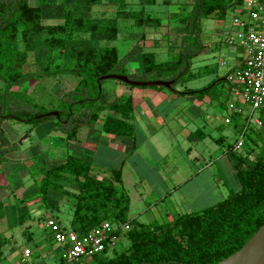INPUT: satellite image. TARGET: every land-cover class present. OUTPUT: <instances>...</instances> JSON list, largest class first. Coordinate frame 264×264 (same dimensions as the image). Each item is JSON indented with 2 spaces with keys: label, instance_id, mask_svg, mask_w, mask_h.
Returning a JSON list of instances; mask_svg holds the SVG:
<instances>
[{
  "label": "trees",
  "instance_id": "16d2710c",
  "mask_svg": "<svg viewBox=\"0 0 264 264\" xmlns=\"http://www.w3.org/2000/svg\"><path fill=\"white\" fill-rule=\"evenodd\" d=\"M102 1L37 0V5L31 6L29 0H0V81L4 85L0 89V134L7 120L32 127L52 120L56 130L66 135L67 143L79 141L83 126L96 122L106 112L102 123L104 133L130 135L131 100L121 97L109 101L102 89L103 81H98L105 75H122L139 82L172 80L170 92L206 96L225 111L232 89L231 85L223 89L226 76L215 78L197 90L177 92L175 87L180 81L185 83L212 74L205 66L196 73L191 72L192 59L206 50L200 40L201 20L214 16L224 21L230 12L242 8L244 0H193L188 6L182 5L180 12L170 17L182 26L183 33L179 45L175 46V54L165 60L152 50L144 51L141 44H135L123 54L117 47L108 45L118 39L121 23L125 21L131 28L141 30V40L145 39L144 29L160 28L162 18L150 10L157 0H141L138 9H128L126 0H105L115 8V15L95 21L92 9ZM169 3L162 0V5ZM30 55L32 66L28 62ZM137 55L141 56L143 70L132 73L126 65ZM56 58L58 63L51 67ZM43 62L46 67H42ZM28 65L32 69L25 70ZM42 75L46 78L68 75L77 79V84L64 94L58 106L44 109L34 103L28 88L22 87L38 81ZM217 86L220 89L213 93ZM223 93L226 99L220 101ZM50 112H56L57 116H45ZM242 127L243 120L235 117L231 130L238 133ZM247 139L254 145L262 142L256 157L252 150L243 154L234 152L233 144L225 137L215 140L224 147L239 190L212 206L169 223L143 225L129 221V199L121 184L120 171H112L111 179L105 183L90 176L89 162L74 156H67L63 163L49 169L29 165L27 171L38 192L21 201L24 204L41 197L45 202L48 192L66 196L73 209L71 228L80 233L105 221L129 226L127 231H115L118 238L123 236L128 242L124 252L107 257L106 248L86 264H217L238 251L264 224V137L260 131L251 130ZM14 150L15 144L0 147V162H9L5 155ZM70 184L76 186L74 191L68 188ZM3 216L1 212L0 220ZM6 242L0 240V247Z\"/></svg>",
  "mask_w": 264,
  "mask_h": 264
},
{
  "label": "crops",
  "instance_id": "0c3cea01",
  "mask_svg": "<svg viewBox=\"0 0 264 264\" xmlns=\"http://www.w3.org/2000/svg\"><path fill=\"white\" fill-rule=\"evenodd\" d=\"M140 1L141 0H126L128 3L127 8L138 9L140 7ZM169 1V5H162V0H157V4L154 6L161 5L165 7V10H167L166 12L169 14L180 12L182 0L177 1L181 2L179 4L173 3L172 0ZM102 2L103 3L100 4V7H98L96 11L102 13L107 9H115L113 6L108 5L105 0ZM172 5L173 8H170ZM175 7L177 9L176 11L174 10ZM154 13L162 18L163 13ZM124 23L128 24L129 22L125 21ZM165 24H169V22L167 21ZM162 25H164V23H162ZM160 28H158V30L156 29L157 32L153 29H149L153 32H149L148 29L143 30L145 33L144 40L150 41L149 46H151L146 49L144 48V51L152 50L161 58L164 56V58H166L167 55L166 52H164L166 48L163 49V45L165 44L164 41H174V39L164 38L162 36L163 34H160ZM230 28L231 25L222 26L221 36L223 43L221 38H216L214 39L213 45L214 50L218 51H220L222 45H224L226 46L224 49H226L227 55L231 54L233 62L230 69L225 74L226 77L232 70L237 68L242 61V55L239 54V52L242 51L239 48L234 49L233 47H229L224 42L223 34L226 30H230ZM232 29L235 28L233 27ZM159 48L162 50L160 51ZM138 58L141 60V56L137 55L126 65V68L132 73H139L143 70L142 62L139 67L133 65V62ZM220 62L222 65H225L224 61ZM204 66L207 72L213 74L214 70L210 68L209 64ZM202 67L193 68L191 66V72L196 73ZM200 78L202 77H197L185 83H181L178 86L179 88L177 89L176 86L175 89L177 92H181L184 89L197 90V88H188L187 84L190 81ZM76 84L77 82L75 86ZM227 85L230 84L226 82L224 84V90ZM22 87L26 86L23 85ZM32 93L33 92L28 88V94L31 95ZM122 94H119V96H126V98H130L132 102L133 113L130 124H132L133 129L131 134L124 136L104 133L102 130V123L106 112H103L99 115V119L96 122L83 126L79 133V141L68 142L72 143L74 149L67 156H74L89 162L90 176L105 183L111 179L112 171H120L121 184L129 199V209L127 213V219L129 221H136L143 225L169 223L179 216L205 209L204 130L205 123H209L211 119L205 111V101L208 104L213 102L206 96L199 98L194 95H180L170 92L167 89L162 91L131 89ZM119 96L115 95L113 99L109 97L108 99L112 102ZM214 119L216 123L213 129L221 130L222 118L220 119L215 116ZM45 125L49 127L47 135L55 134L56 136L58 135L59 139L66 138L64 133L56 130L55 122L52 124L50 122V124ZM220 137L222 136L213 139V141L216 143L215 140ZM9 146L11 145H1L0 147L4 148ZM5 158L9 160V163L0 162V178L3 175L6 176V173L9 172L7 170L8 168H12L13 171L25 169L24 166L28 163L25 173L28 175V179H30L35 190L26 195H21V197L27 198L28 196L37 194V186L30 178L27 167L33 164H36L37 167L43 166L44 159L39 143L30 144L23 150L16 148L14 151L5 155ZM44 168L49 169L51 167L45 166ZM210 186L211 189H213L214 184L210 183ZM70 187L71 185H69L68 188ZM38 200L40 202H36ZM27 202L17 208L15 215L16 217L27 215V220L25 222L29 223L31 218L38 215L37 226L40 234L35 236V234L29 230L30 224L24 227L22 231L29 233V235L27 238L24 237L26 245L23 246V249H30L32 251V258L39 264H42L43 255H41L39 251L44 252L43 249L46 247H44L43 244L49 242L55 246L50 240L48 231L44 226L45 220L47 218H53L59 222L61 226L71 228L70 220L73 213L72 203L71 200H67L66 196H62L55 192H48L45 202L41 200V197H36ZM0 221H2V219ZM118 240L119 238L113 246L108 247L107 252L112 247L116 246ZM13 241L12 238L0 247V259L5 258L14 251L11 246ZM27 244H32L33 247L31 248L27 246ZM33 248L39 249L38 253L34 254ZM40 248H42V250H40ZM51 248L54 249L53 246H51ZM58 249V256L60 257L61 251L59 247ZM20 255L21 251H19L17 260L14 263L18 262Z\"/></svg>",
  "mask_w": 264,
  "mask_h": 264
},
{
  "label": "rangeland",
  "instance_id": "374dc122",
  "mask_svg": "<svg viewBox=\"0 0 264 264\" xmlns=\"http://www.w3.org/2000/svg\"><path fill=\"white\" fill-rule=\"evenodd\" d=\"M104 1V0H103ZM179 0H172L173 3L179 4L182 2V5L188 6L193 0H182L181 2H177ZM103 3V2H102ZM29 4L31 6L37 5V0H29ZM100 7V5L94 6L92 9L91 15L94 17L93 20H97L98 18H112L115 15V9L105 10L102 13L100 11H96ZM173 8V5L170 6ZM166 8L163 6H154L150 8L151 11L157 12L162 15V23L164 25L161 26L159 31L160 34L165 38L174 39V41H169V43H173L172 46H169L167 41H164L163 49L166 48L167 57L161 58V60H165L167 58H171L173 54H175V46L178 45L179 39L183 33L182 26L174 21L173 17H170L171 14L167 13ZM173 10V9H172ZM177 10L176 7L174 9ZM171 18L170 20L167 18ZM92 17V18H93ZM169 22V24H165ZM121 23V22H120ZM231 25V16L230 14L224 21L217 20L214 16L208 19L201 20V35L200 40L203 44L206 45L205 52L201 53L197 57L192 59V67L198 68L202 67L206 64L210 65V68L214 70L213 74L205 75L204 77L188 82V88H197L200 89L205 85L209 84L216 77L221 78L224 77L225 74L230 69L233 59L231 54L227 55L226 46L222 45V49L220 51L214 50V39L221 38L222 43L223 39L221 36L222 26ZM149 30V29H148ZM158 30V29H157ZM157 30L155 32H157ZM141 30L138 28H131L127 23H121V32L119 37L115 41L109 42L108 45L115 46L121 52V54L126 53L130 50L135 44H143V48H149L150 41L141 40L139 38ZM149 32H153L149 30ZM83 37H87V34H83ZM107 44V42H104ZM175 45V46H173ZM170 47V49L168 48ZM162 48V47H161ZM160 49V48H159ZM162 49H160L161 51ZM239 54L243 55L242 52ZM57 53L55 52L54 56ZM220 61H224L225 65H222ZM29 64H33V57L30 55L28 59ZM58 63V59L56 58L54 62L50 63L51 67H54ZM141 60L138 58L133 62V65L139 67ZM45 62L42 63V67H46ZM32 66V65H31ZM31 66H26L25 70L32 69ZM58 78V79H57ZM54 78H46L45 76H41V79L38 81L31 83V85H24L29 88L31 92L32 99L34 103L40 105L44 109H49L50 107H56L60 104L63 99L65 93L70 92L72 88L75 87V83L77 80L68 75H62L60 77ZM73 79V80H71ZM181 84V81L177 83L178 86ZM3 83L0 81V89L3 88ZM102 89L105 93L108 94L110 99H113L116 96L121 95L127 90L131 89H141L147 90L152 89V87H133L128 86L122 82L116 80H104L102 83ZM220 87H215L213 93H216ZM153 90V89H152ZM119 93V94H118ZM123 95V94H122ZM126 96H119L118 98ZM226 99L225 93L220 96V101H224ZM131 100V99H130ZM132 103V102H131ZM205 111L209 115L210 121L209 123H205V208L214 205L217 202L222 201L227 198L231 193L239 190V185L234 176V170L232 168L231 162L228 157L225 155L224 147L216 144L213 139L222 136L227 139L229 143H232L235 140V133L230 128L221 125V130L213 129L214 124L216 123L214 117H219L220 119L225 114V111L222 107L217 105L216 102L208 104L205 101ZM207 120V119H205ZM208 121V120H207ZM54 122L52 120L41 123L36 127H32L29 124L19 123L14 120H7L3 122L2 133L0 134V146H7L15 144V149L18 148L23 150L30 144L39 143L42 149V157L44 159L43 166L52 167L64 161L66 156L73 151L74 147L72 143H67L64 139H59L58 135L55 134L47 135L49 132L48 125ZM212 123V127H211ZM61 132V131H60ZM264 135V128L261 130ZM262 145V142H258L257 145L252 144L248 139H245V148L252 150V155L257 156L259 147ZM7 155V154H6ZM210 159V160H209ZM9 163V162H7ZM6 163V164H7ZM25 169L20 170H12V168H8L9 172L6 173V176L3 175L0 178V213L4 214L2 221H0V240L5 239L10 241L13 238V242L11 246L13 247V252L7 255L5 258L0 259V264H12L17 260L19 255V251H22L23 246L26 245L25 238L28 237L29 233L22 231L24 227L30 224V231L35 234V236L39 235V228L37 222V216L30 219L29 222H25L27 220V215L16 217L15 212H17V208L22 204L23 197L21 195H26L32 192L34 189L33 184L30 179H28V175ZM8 167V166H6ZM5 168V167H4ZM11 169V170H10ZM1 172V170H0ZM3 174V173H2ZM9 176V177H7ZM211 184H214L213 189H211ZM69 188L71 191H74L76 186L74 184H70ZM21 198V199H20ZM36 202H40L39 200ZM28 203V202H27ZM5 211V212H4ZM25 222V223H24ZM25 237V238H24ZM27 246L33 247L32 244H27ZM44 247H46L43 251H39V249L33 248L34 254L41 253L43 255V263L42 264H60V257L58 256L59 249L58 246H54L51 243H44ZM53 246L54 249L51 248ZM128 247V242L125 240L123 236H121L115 247H112L106 254L107 257H113L114 252L121 253L124 252ZM42 250V248H40ZM91 259H84L83 263H89Z\"/></svg>",
  "mask_w": 264,
  "mask_h": 264
},
{
  "label": "built area",
  "instance_id": "2783aa9c",
  "mask_svg": "<svg viewBox=\"0 0 264 264\" xmlns=\"http://www.w3.org/2000/svg\"><path fill=\"white\" fill-rule=\"evenodd\" d=\"M229 14L231 28L224 32V42L229 47L239 48L243 55L239 66L226 77L232 89L221 123L231 129L235 117L243 120L242 130L235 133L232 142L233 151L243 154L250 150L245 148L250 131L264 128V2L244 0L242 8ZM44 226L50 240L60 248V264H86L84 259H92L115 244L118 239L116 230L129 229L128 225L105 221L86 233H80L61 226L53 218H47ZM14 264L39 263L32 258V251L24 248Z\"/></svg>",
  "mask_w": 264,
  "mask_h": 264
},
{
  "label": "water",
  "instance_id": "95a60500",
  "mask_svg": "<svg viewBox=\"0 0 264 264\" xmlns=\"http://www.w3.org/2000/svg\"><path fill=\"white\" fill-rule=\"evenodd\" d=\"M116 80L133 87H163L171 88L173 81H145L139 82L130 80L122 75H105L99 78L100 81ZM45 116H57L56 112H50ZM43 117V116H40ZM217 264H264V224L252 235V237L235 253L221 260Z\"/></svg>",
  "mask_w": 264,
  "mask_h": 264
}]
</instances>
